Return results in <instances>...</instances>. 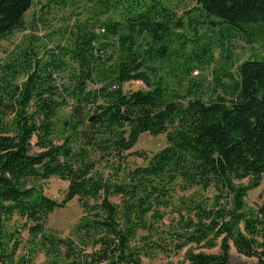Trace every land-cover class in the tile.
<instances>
[{"label": "trees", "instance_id": "1", "mask_svg": "<svg viewBox=\"0 0 264 264\" xmlns=\"http://www.w3.org/2000/svg\"><path fill=\"white\" fill-rule=\"evenodd\" d=\"M194 1L205 17L229 27H264V0ZM92 2L99 13L118 11L122 18L77 27L46 62L30 46L29 73L20 84L8 72L0 75V264H12L19 247L5 233L14 215L31 223L28 254L42 251L48 264H141L145 250L133 240L140 231L148 233L143 239L157 236L174 184L213 186L226 197L218 202L217 192L216 208L191 211L185 204L188 215L178 212L180 247L211 249L219 237L221 243L218 252L189 249L174 264H229L231 245L257 258L250 264H264L257 253L259 241L264 244V192L254 206L246 202L264 174V58L244 60L234 74L227 70V82L213 70L207 92L204 78L189 79L213 59V43L198 42L196 27L194 38L177 33L179 42H170L184 25L159 0ZM32 3L0 0V39L20 27ZM219 38L231 58L228 40L223 33ZM172 53L180 72L170 82L155 64ZM55 70L64 74L58 82ZM129 81L144 88L126 91ZM62 108L68 112L60 116ZM144 132L165 133L166 145L145 165L126 167L129 155L145 157L131 151ZM33 139L37 152L30 150ZM51 176L68 182L62 202L29 184ZM243 179L248 183H237ZM73 196L83 212L74 238L45 230L48 215Z\"/></svg>", "mask_w": 264, "mask_h": 264}, {"label": "rangeland", "instance_id": "2", "mask_svg": "<svg viewBox=\"0 0 264 264\" xmlns=\"http://www.w3.org/2000/svg\"><path fill=\"white\" fill-rule=\"evenodd\" d=\"M160 2L169 9V12L173 15L172 19L180 20L184 25L181 29L173 30L170 42H179L178 37H176L177 33L188 38H194L195 31L193 28L196 27L199 32L198 42L213 43V59L211 63L194 68L189 75V79L204 78L207 92H209L208 86H210L209 82L211 81L213 70H216L220 77L226 81L227 79L224 78L223 73L227 72V70L234 74L236 67L244 60L248 58H264L263 25L248 27V33L239 28L229 27L228 24L222 23L219 18L214 16H211V18L205 17L196 7L194 0H159ZM119 12L122 14V9ZM96 18L108 20L121 19L122 17L118 15V11L115 12L113 10L99 13L92 0H33L31 7L23 16L20 27L0 39V75L3 72H8L11 83L20 84L27 78L26 75L29 73V67H26V60L29 59L31 54H26V51L29 52L30 46L36 51L37 58L46 62L50 58L51 53L57 51L58 46H64L69 43L72 31L79 26L92 23ZM212 18L217 21L215 25L209 22ZM221 33L224 34V39L228 40L227 48L231 52V58L224 57L225 54L218 45L220 44L219 36H221ZM172 46L175 47L176 43H173ZM179 61L180 59L177 58V55L172 53L166 60L158 61L155 64V70L170 79V82H173L174 78H176L174 72L177 73L180 70ZM53 74L56 78L55 82H58L60 75H64L60 71L56 72V70ZM3 83L5 84V80ZM123 88L129 91L144 88V85L140 81H129L123 85ZM0 90V94H2V89L0 88ZM218 92L221 93V91ZM67 112L68 108H62L60 116ZM33 143L34 139L30 150L31 152H37L38 149ZM166 143L165 133L157 135H151L148 132L141 133L131 151L143 152L145 157L129 155L126 167L134 168L135 166L145 165L148 159L155 152L162 149ZM237 183L247 184L248 179L237 181ZM29 184L34 185L46 196L58 202H62L67 194L68 182L58 176H51L46 180L32 179ZM217 192L220 194L218 202H223L226 197L213 186L207 188L193 186L182 190L178 187V184H174L169 207L165 209V216L156 224V227L158 226L157 236L150 234L143 239L142 235H147L148 233L140 231L133 240V244L145 250V253H142L141 264H174L182 260L184 253L189 249L218 252L221 243L220 237L214 240V247L208 249L201 247L203 245H185L180 247L179 244L183 241L181 239L177 240L178 236H174L175 232L181 231L180 224H182V221L178 212L180 211L182 215H188L189 209L184 207L185 204L190 206L191 211L194 210L193 207L196 205L207 209L216 208L217 204L214 201L218 194ZM263 192L264 174L261 176L259 185L248 190L246 196L247 206L250 207L259 203L260 195ZM82 213L78 197L73 196L63 205L54 208L48 215L44 228L47 231L55 232L61 237L69 236L74 238L73 227L79 221ZM30 225V222L18 215H14L5 223L8 244L12 245L15 240L19 241V247L12 264H48L42 251L28 254L30 245L28 227ZM142 241H148L150 243L149 246L141 247ZM258 246L257 253L262 255L264 260V244L262 241H259ZM23 257L28 262H21ZM256 260V257H246L239 254L232 245L230 246L229 264H250ZM58 264H67V262L59 261Z\"/></svg>", "mask_w": 264, "mask_h": 264}, {"label": "built area", "instance_id": "3", "mask_svg": "<svg viewBox=\"0 0 264 264\" xmlns=\"http://www.w3.org/2000/svg\"><path fill=\"white\" fill-rule=\"evenodd\" d=\"M99 31H103V29H100Z\"/></svg>", "mask_w": 264, "mask_h": 264}, {"label": "water", "instance_id": "4", "mask_svg": "<svg viewBox=\"0 0 264 264\" xmlns=\"http://www.w3.org/2000/svg\"><path fill=\"white\" fill-rule=\"evenodd\" d=\"M67 197H69V195L67 194Z\"/></svg>", "mask_w": 264, "mask_h": 264}]
</instances>
